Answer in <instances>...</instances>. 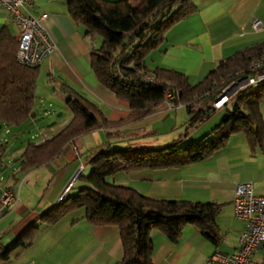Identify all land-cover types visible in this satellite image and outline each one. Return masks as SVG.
I'll list each match as a JSON object with an SVG mask.
<instances>
[{
  "label": "crops",
  "instance_id": "crops-1",
  "mask_svg": "<svg viewBox=\"0 0 264 264\" xmlns=\"http://www.w3.org/2000/svg\"><path fill=\"white\" fill-rule=\"evenodd\" d=\"M195 1L198 9L172 24L162 43L145 58L150 67L159 65L185 72L192 83L202 79L218 60L236 49L264 40V0ZM30 11L35 16L47 13L42 25L55 47L38 65L35 101L28 119L22 123L29 126L19 127L21 132H29V137L20 141L11 153H6L5 145L0 150L1 164L13 161L10 162L11 174L3 176L0 183V192L7 188L13 194V199L0 214V248L11 243L62 194L71 191V188L66 190V186L76 184L77 170L81 165L82 172L86 173L88 154L105 148L108 142L113 146H152L156 141L160 146L164 145L175 138L172 129L180 125L183 118L185 123L187 118L182 103L172 107L162 103L142 119L118 127H97L79 134L51 160L19 170L18 157L27 139L42 141L54 135L70 118L68 114L64 119L45 123L51 118L50 113L57 115L58 107H66L65 95L58 89L59 83H67L96 102L109 119L126 118L130 113L127 104L106 88L92 71L90 48L97 46L100 38L91 39L84 34L83 26L76 24L69 15L66 1L34 0ZM255 17L262 22L258 29L251 23ZM4 25L15 34L14 25L0 3V29ZM38 105L43 107V112ZM262 115L264 118V109ZM11 131V124L0 122V146L3 141L9 142L5 138ZM194 131L196 129L188 130L187 137ZM142 136L152 137L146 139ZM164 137L162 143L160 140ZM154 138L155 141H151L154 143H149ZM106 179L129 185L152 197L223 203L216 215L222 235L217 245L190 223L183 226L176 241L160 229L151 230L154 264H203L212 252H229L238 247L244 221L236 218L233 212L234 187L237 182L251 181L254 191L264 194V149L252 148L244 132L234 131L210 156L181 166L117 170L108 174ZM84 214V208H76L54 223L40 222L33 242L25 247L16 246L6 259H0V264H114L122 256L119 227L93 224ZM258 254L264 262V242L253 255Z\"/></svg>",
  "mask_w": 264,
  "mask_h": 264
},
{
  "label": "trees",
  "instance_id": "trees-1",
  "mask_svg": "<svg viewBox=\"0 0 264 264\" xmlns=\"http://www.w3.org/2000/svg\"><path fill=\"white\" fill-rule=\"evenodd\" d=\"M67 11L84 34L99 45L90 48V65L97 79L130 109L126 118L112 120L99 105L65 82L58 89L65 95L70 118L54 135L42 140L27 139L18 157L19 170L43 164L61 152L79 134L97 127H118L142 119L160 106L167 92L173 104L187 110L185 131L161 146L117 145L88 154L89 170L77 174L81 183L71 185L56 202L43 210L7 246L0 248L6 259L16 246L30 245L39 223L58 221L69 211L84 208L93 224L119 227L122 256L114 264H154L152 229H160L176 241L185 224L195 226L217 245L221 231L216 215L223 203L145 195L126 184L109 182L106 176L117 170L181 166L210 156L222 147L230 133L242 131L252 148L264 149V118L259 103L264 82L256 90L241 91L227 104L225 114L208 132L186 139L212 111V101L223 85L221 80L245 72L251 61L264 54V40L254 41L218 60L199 81L192 83L178 69L146 63L147 54L165 38L167 29L198 9L195 0H65ZM18 42L8 25L0 29V122L24 123L35 101L38 65L16 59ZM150 78H146V75Z\"/></svg>",
  "mask_w": 264,
  "mask_h": 264
},
{
  "label": "built area",
  "instance_id": "built-area-1",
  "mask_svg": "<svg viewBox=\"0 0 264 264\" xmlns=\"http://www.w3.org/2000/svg\"><path fill=\"white\" fill-rule=\"evenodd\" d=\"M33 2L34 0H0L15 28L14 36L18 42L16 59L30 66L39 65L55 47L54 41L42 25L47 13L33 15L30 11ZM251 23L255 29L262 27V22L257 17ZM145 77L151 76L147 74ZM221 82L223 85L212 101V112L229 104L245 87L264 82V54L251 61L245 72L236 71L235 76L228 80L222 79ZM172 98L173 94L167 92L163 101L165 106L174 105ZM82 169L83 165L78 168L77 174ZM70 186L71 183L66 186V190ZM12 199L13 194L9 189L4 188L0 192V214ZM232 202L235 217L244 221L243 230L239 234V245L229 252L210 253L203 264H250L251 257L264 242V194L256 193L251 181H240L235 184Z\"/></svg>",
  "mask_w": 264,
  "mask_h": 264
},
{
  "label": "rangeland",
  "instance_id": "rangeland-1",
  "mask_svg": "<svg viewBox=\"0 0 264 264\" xmlns=\"http://www.w3.org/2000/svg\"><path fill=\"white\" fill-rule=\"evenodd\" d=\"M95 36H99L98 38H100L99 40L101 42V36L99 34L95 35ZM100 42L98 43V45L100 44ZM256 89H257V85L253 84V85H249V86L245 87L243 89V91H251V90H256ZM55 98H57V97H55ZM47 103L48 102H46V104H45L46 106H48ZM263 104H264V98L259 103V107H260L261 112H262V109H264ZM52 107L57 108L58 106H52ZM62 107L63 108L58 107L57 112H62V110H63L64 111L63 114L61 113L57 116L55 112H52V113H50L51 118L45 120V123H47L49 121L52 122L54 119H59V120L64 119L68 114H70L69 110L65 106H62ZM38 108L41 112H43V107L39 106ZM226 108L227 107L225 106V107L219 108L213 112L211 111L210 114L203 121H201L196 127L193 128V129H196V131H194L193 134L188 136L186 139H197V138L201 137L204 133L208 132L217 122L220 121L221 117L225 114ZM183 110H185V109H183ZM183 119L185 120V118H183ZM184 120H182L180 125H177V127L172 129L174 137H177L180 133L185 131ZM203 123H204V125H202ZM26 124L25 125L24 124L12 125L13 131L9 132L5 138V140L8 139L9 142L7 143L6 141H3L2 145L0 146V150H3L4 148L2 146L5 145L6 153H11L20 144V141H24L27 137H29L28 136L29 132L25 131V133H23V132H21V130H19V127H21L22 129L24 127H26L27 126ZM199 126H201V127H199ZM13 133H14V135H13ZM162 135H164V134H162ZM149 137H152V136H148V138H146V136H142V138H146V139H149ZM164 140H165V137H164V139L162 138V140H160V141L162 143H164ZM151 141H155V138L151 139L149 141V143H154ZM158 143L159 142L156 141L155 145H152V146H155V147L158 146L159 147L160 144H158ZM7 158H9V157L6 156V159ZM10 162H13V161H7V165H5L4 163H2V164L0 163V183L3 182L2 181L3 176L8 177L11 174L13 167H11L12 163H10ZM88 169H89V166H86L85 172H87ZM79 183H81V179L77 178L76 184H79ZM261 261H262V256L260 254H258L256 256L253 255L251 257V264H264V262H261Z\"/></svg>",
  "mask_w": 264,
  "mask_h": 264
},
{
  "label": "water",
  "instance_id": "water-1",
  "mask_svg": "<svg viewBox=\"0 0 264 264\" xmlns=\"http://www.w3.org/2000/svg\"><path fill=\"white\" fill-rule=\"evenodd\" d=\"M61 112H58L57 115H59Z\"/></svg>",
  "mask_w": 264,
  "mask_h": 264
}]
</instances>
